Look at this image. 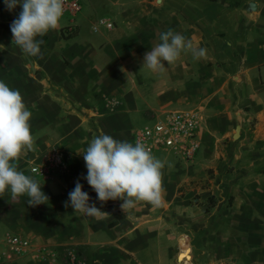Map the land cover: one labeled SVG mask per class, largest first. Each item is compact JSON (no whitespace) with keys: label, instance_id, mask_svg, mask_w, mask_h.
<instances>
[{"label":"crops","instance_id":"crops-1","mask_svg":"<svg viewBox=\"0 0 264 264\" xmlns=\"http://www.w3.org/2000/svg\"><path fill=\"white\" fill-rule=\"evenodd\" d=\"M80 1L37 37L42 55L31 57L10 30L22 8L0 0V80L20 91L35 140L18 170L49 198L32 206L27 195L0 194V237L30 243L3 264H70V254L79 264H264V0ZM168 29L206 56L183 52L163 72L142 67ZM169 110L197 115L200 148L189 162L153 153L165 164L162 204L101 203L85 179L90 141L134 144L138 125ZM77 181L109 216L65 207Z\"/></svg>","mask_w":264,"mask_h":264},{"label":"clouds","instance_id":"clouds-1","mask_svg":"<svg viewBox=\"0 0 264 264\" xmlns=\"http://www.w3.org/2000/svg\"><path fill=\"white\" fill-rule=\"evenodd\" d=\"M65 0H4L9 11L22 8L10 25L13 43L31 57L41 56L42 40L37 37L55 30L64 14ZM160 43L144 55L142 67L163 72L176 62L183 52L190 51L194 59L204 58L207 50L194 47L191 40L168 29L160 34ZM31 112L19 90L0 80V194L11 191L12 197L27 195L32 206L46 204L48 196L35 179L18 170L19 157L32 150L35 140L31 131ZM83 156L87 168L85 179L101 203L121 200V209H132L138 202L160 206L163 202V169L165 164L156 158L142 142L119 141L107 134L93 137ZM74 212L89 217L109 216L95 204L77 181L68 193Z\"/></svg>","mask_w":264,"mask_h":264},{"label":"built area","instance_id":"built-area-1","mask_svg":"<svg viewBox=\"0 0 264 264\" xmlns=\"http://www.w3.org/2000/svg\"><path fill=\"white\" fill-rule=\"evenodd\" d=\"M81 10L78 0H65L64 13L75 15ZM98 25L111 29L113 24L100 20ZM96 27L93 30L96 31ZM70 31V27L67 28ZM199 118L194 112L186 110H169L162 114L153 124L135 131L133 139L145 144L152 152L167 150L184 161H192L197 155L200 144L197 140ZM32 172L45 175L46 169L34 167ZM30 243L19 235H5L0 237V264L11 262L26 253ZM77 255L70 254V264H79Z\"/></svg>","mask_w":264,"mask_h":264},{"label":"water","instance_id":"water-1","mask_svg":"<svg viewBox=\"0 0 264 264\" xmlns=\"http://www.w3.org/2000/svg\"><path fill=\"white\" fill-rule=\"evenodd\" d=\"M250 8L255 11L257 9V5L255 3H250ZM239 131V127L236 129V135ZM237 136L234 137V139L236 138Z\"/></svg>","mask_w":264,"mask_h":264},{"label":"rangeland","instance_id":"rangeland-1","mask_svg":"<svg viewBox=\"0 0 264 264\" xmlns=\"http://www.w3.org/2000/svg\"><path fill=\"white\" fill-rule=\"evenodd\" d=\"M79 3H80V5H81V1L79 0ZM65 19V18H64ZM65 22V21H64ZM153 123H154V121H153ZM150 124H152V123H150ZM144 127V124L143 125H138V127L137 128H143ZM136 131V130H135ZM135 131H133V136H134V133H135ZM171 154H173L172 152H170ZM174 155V154H173ZM176 156V155H175ZM177 157V156H176ZM178 158V157H177ZM180 159V158H179ZM182 160V159H181ZM184 161V160H183ZM187 162H189V161H187Z\"/></svg>","mask_w":264,"mask_h":264}]
</instances>
